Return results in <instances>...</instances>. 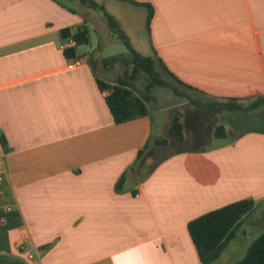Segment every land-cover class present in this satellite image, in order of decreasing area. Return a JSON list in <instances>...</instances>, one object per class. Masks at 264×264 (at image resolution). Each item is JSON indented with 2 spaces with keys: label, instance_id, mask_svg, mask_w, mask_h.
Wrapping results in <instances>:
<instances>
[{
  "label": "crops",
  "instance_id": "crops-1",
  "mask_svg": "<svg viewBox=\"0 0 264 264\" xmlns=\"http://www.w3.org/2000/svg\"><path fill=\"white\" fill-rule=\"evenodd\" d=\"M110 2L138 12L147 54L132 48L153 58L179 93L148 90L130 56L102 59L99 45L92 53L78 46L88 62L70 65L63 29L85 26L90 42L92 31L98 44L114 40L96 9L70 0H0V254L28 264H201L188 223L251 200L208 263L225 262L240 232L247 241L238 264L264 233V129L236 130L235 119L259 121L264 105L229 111L210 104L235 99L246 107L264 97V0ZM144 5L153 11L148 27ZM97 81L131 91L147 115L116 124L109 90ZM176 115L178 142L170 136Z\"/></svg>",
  "mask_w": 264,
  "mask_h": 264
},
{
  "label": "trees",
  "instance_id": "trees-1",
  "mask_svg": "<svg viewBox=\"0 0 264 264\" xmlns=\"http://www.w3.org/2000/svg\"><path fill=\"white\" fill-rule=\"evenodd\" d=\"M81 3L87 8L100 10L106 20V23L110 31L121 40L125 48L130 54L131 63L134 67L143 72L147 78V89L151 90L156 87H164L168 85V82L161 76V74L155 68V62L153 58L142 56L137 53L131 46L127 36L120 29L116 20L110 16L101 5H98L92 0H70ZM132 4H136L133 1H127ZM148 6V5H144ZM146 17V26H149V22L152 18V8L149 6ZM62 38L66 39L72 37L76 42L75 48L65 49L63 51L64 56L67 59H73L82 57L77 54L76 48L82 45H88L90 42L89 32L85 26L78 27L77 30L71 32L69 29H63L60 32ZM162 68L165 72L171 76L177 83L178 81L171 73ZM98 87L103 90H109V95L106 97V104L110 113L113 116L116 124L124 123L139 117L146 116L148 111L144 102L134 95L131 91L122 88L120 86H108L101 81H97ZM175 90V89H174ZM175 92H177L175 90ZM194 105H198L196 102H192ZM221 109L229 111H249L258 108L260 105H264V97H259L253 101L250 105L244 107L242 103L235 99H229L225 102L215 101L210 104ZM182 122L179 115H176L173 119L170 136L175 141H181L182 139ZM224 129L222 126L216 128L215 134L217 137L224 135ZM166 142V141H165ZM0 144L5 150L6 141L2 135H0ZM145 149V148H144ZM144 149L140 150L138 155L142 156ZM251 200L238 201L219 209L210 211L192 221L187 225V230L190 238L196 246L201 264H208L209 262L217 259L224 250L228 241L233 237L234 229L240 222L241 216L250 210ZM52 245H46L39 248L40 254L45 253L51 248ZM19 253L23 254L24 250L20 249ZM0 264H28L23 259H20L11 255L0 254ZM238 264H264V233L261 234L247 249L244 257Z\"/></svg>",
  "mask_w": 264,
  "mask_h": 264
},
{
  "label": "rangeland",
  "instance_id": "rangeland-1",
  "mask_svg": "<svg viewBox=\"0 0 264 264\" xmlns=\"http://www.w3.org/2000/svg\"><path fill=\"white\" fill-rule=\"evenodd\" d=\"M98 5H101L104 10L106 9L110 13L114 14L118 19L119 22L122 25V29L124 34H127L129 42L132 41V47H135L137 50H142V52L146 53V38H145V25L144 21H141L138 16V12H134L133 14L129 12L128 10L121 9L118 10L113 7V2H110V0H92ZM76 2V1H75ZM105 10V11H106ZM97 15H100L102 19H105L103 13L100 10H94ZM106 11V12H107ZM108 13V12H107ZM113 42L108 43V44H103L102 42L98 44V40L96 37V34L92 31L91 32V42L89 45H82L79 46V51L80 52H88L92 53V50L99 48V57L104 59V58H109L111 56H117V59L119 62H122L126 60L130 54L125 48L124 44L121 42L120 39L116 35L113 34ZM134 48V49H135ZM141 55V54H140ZM143 56V55H142ZM155 89H158V91L162 92H168L171 93L172 95L179 93V91L176 89V87H173V83L169 84L164 87H156ZM177 92H175V90ZM180 89V88H178ZM183 91V89H180ZM186 91H184L185 93ZM174 93V94H173ZM182 92V96L179 99L186 100L188 97ZM178 96V95H177ZM199 115V114H196ZM195 114L193 115H188L189 119L194 117ZM257 118H260L259 121H253L248 120V117L245 114H238L236 116L235 122L236 130H245V129H250V128H263L264 129V112L260 114V116H256ZM251 118V117H250ZM152 119L155 121L157 120V114L152 113ZM165 138H169V136L165 135ZM153 145L151 146V148ZM169 149V148H168ZM171 151V149H169ZM245 241H247V237L243 236L242 233L236 232V238L235 241L233 242V246H231V250L229 252V258L225 260V262H218L217 264H232L240 254H242L245 246Z\"/></svg>",
  "mask_w": 264,
  "mask_h": 264
},
{
  "label": "built area",
  "instance_id": "built-area-1",
  "mask_svg": "<svg viewBox=\"0 0 264 264\" xmlns=\"http://www.w3.org/2000/svg\"><path fill=\"white\" fill-rule=\"evenodd\" d=\"M76 46V42L72 39V37H70L68 39V42L67 44L64 46V50L65 49H70V48H74ZM88 60L87 58H84V57H76V58H73L70 62V65L72 66H78V65H82V64H85L87 63ZM29 258H32V256H30Z\"/></svg>",
  "mask_w": 264,
  "mask_h": 264
}]
</instances>
